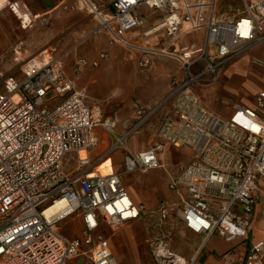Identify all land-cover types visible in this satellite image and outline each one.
Returning a JSON list of instances; mask_svg holds the SVG:
<instances>
[{"label":"built area","instance_id":"1","mask_svg":"<svg viewBox=\"0 0 264 264\" xmlns=\"http://www.w3.org/2000/svg\"><path fill=\"white\" fill-rule=\"evenodd\" d=\"M98 22L110 46L134 49L141 67L156 55L177 60L181 75L173 77L162 106L167 114L157 128L159 141L144 151L125 149L123 171L101 173L88 151L99 143L101 127L113 142L100 156L121 148L125 138L149 118L139 120L121 137H114L115 119L105 118L99 105H89L82 90L74 87L65 69V53L49 48L23 59L21 76H5L0 90V264H68L84 258L87 264H117L99 226L116 228L136 221L142 210L121 183L125 172H145L159 167L164 143L183 151L188 160L168 188L182 193L169 210L184 226L205 238L216 234L227 241L244 239L258 197L264 193V88L257 91L254 106L236 105L223 119L202 104L196 94L216 83L225 65L236 56L264 42V0H241L237 15H216V0H78ZM159 11L145 30L140 8ZM8 9L20 17L23 27L32 15L21 0H0V12ZM24 17L28 22L24 23ZM244 21L247 33L243 34ZM204 30L203 42L179 47L184 33ZM155 41L154 44L151 42ZM161 41V48L158 43ZM109 58L106 50L94 59H75L74 74L97 67ZM60 99L53 108L46 104ZM85 151L84 157L80 152ZM75 154L78 166L65 169L67 156ZM183 191V192H182ZM66 199L64 215L47 218L45 210ZM48 201L45 207L41 205ZM77 213L80 234L68 237L57 224ZM154 264H191L173 253L165 242L151 243ZM232 264V254L221 255ZM241 264H264V240L252 244Z\"/></svg>","mask_w":264,"mask_h":264},{"label":"rangeland","instance_id":"2","mask_svg":"<svg viewBox=\"0 0 264 264\" xmlns=\"http://www.w3.org/2000/svg\"><path fill=\"white\" fill-rule=\"evenodd\" d=\"M237 7H240L237 0H222L221 12L226 16H231L236 13L235 9ZM138 13L143 16V25L138 29L139 31L150 26L154 21L153 19L160 15L159 11L151 12L144 7L140 8ZM79 15V24L85 28L78 33L74 32L76 41L70 46L65 41L60 44V40L63 39L65 34L59 32L53 35L57 24L51 23V20L47 19L46 16H37L32 21L31 26L23 27L20 20L13 14L8 12L0 14V35L7 47L4 54L0 55V90L5 76L12 75L18 78L21 76L19 67L23 59L51 46L55 48V51L66 54L64 58L66 72L72 76L77 87L84 89L87 101L99 103L102 106L103 116L115 119L116 125L113 132H127L126 130L136 122L134 111L140 106L156 103L157 100L163 97V94L157 97L156 90L159 89L160 91L168 87L170 79L179 74L180 64L173 58L156 55L148 67H141L138 54L134 49L117 45L110 46L105 33L97 29V20L85 9H80ZM183 38L178 40L179 47L190 43L199 45L203 41V33L199 31L196 37L192 34V39L189 40H186V37ZM90 39H93L91 44ZM77 42L80 43L73 49L74 44ZM151 43L154 44L155 41ZM91 45L96 48L93 52H91ZM157 47L161 48V41H159ZM101 50L108 51L109 58L107 60H103L97 67L87 66L79 75L73 73L72 62L76 56L91 58ZM261 88H264V42L247 49L230 63L228 62L218 81L199 90L197 96L208 109L213 110L221 118L228 119L234 104L253 107L255 94ZM59 100L58 98L49 101L46 107L53 108ZM160 116L161 112L158 111L143 129L137 128L133 131L124 140L121 148L113 153L115 160L118 161V172L124 169L121 163L122 148L131 151L133 142H138L144 139L145 136L146 145L148 146L156 141L154 128ZM120 128L123 130H120ZM116 136L121 137L122 135ZM106 137V141L103 144L100 141L95 148L100 151L94 155L96 160L115 142V138L111 140L108 136ZM185 158L183 152L165 146L160 161L166 167L148 172H158L161 175V177L156 174L147 176L150 177L152 188L147 180L142 181V183L140 180L148 173L125 172L122 175V182L128 191L131 192L136 188H140L156 199L154 203L145 204L147 214L143 215L139 221L116 228L107 226L103 230L104 236L109 238L112 245L117 264H152V241L165 242L170 250L174 252L179 248L176 244V238L181 236V232H185L187 229L175 223L170 227V233L168 234L167 223L160 224L155 213L157 202L160 199H167L169 194L166 188V174L164 171H177L178 164L180 161H184ZM100 160L98 159L96 164ZM73 162L74 160L71 164ZM110 162L111 159L108 157L102 161L101 167L104 171L110 169ZM138 195L142 196L140 193ZM48 204L49 202L46 201L41 207L43 208ZM57 227L58 231L65 236H77L81 231V218L77 213L68 215L59 221ZM87 263L84 258L68 262V264Z\"/></svg>","mask_w":264,"mask_h":264},{"label":"crops","instance_id":"3","mask_svg":"<svg viewBox=\"0 0 264 264\" xmlns=\"http://www.w3.org/2000/svg\"><path fill=\"white\" fill-rule=\"evenodd\" d=\"M21 1H22L24 6L29 10V12L32 15H37L38 17L39 16H42V17L46 16L47 19L49 18V20H51V23H53L54 25L57 24V28L55 29V33L53 35H55V34H57L59 32H62V33L64 32V34H65L63 36V39L60 40V44L62 43V41H65L66 44L71 46L73 44V42L76 41V37L74 35V32L78 33L79 31L84 30V28H85V27L83 28V26H80V24H79V18H78L80 16L79 15V10L83 9V8L79 4L78 0H21ZM237 1L239 3L240 7L239 8L237 7L235 9L236 13L232 14L231 16L237 15V14H239V13H241L243 11V4H242L241 0H237ZM221 7H222V0H216V6H215L216 15H225L223 12H221V9H222ZM7 12L13 14L21 22L20 17L17 16L15 13L11 12L8 9H5V10L1 11L0 14H4V13H7ZM159 16H157L153 20L155 21ZM23 19H24V23L28 22V18L27 17H24ZM0 22H1V20H0ZM21 24H22V22H21ZM142 25H141V27H142ZM24 26L26 27V24ZM145 29H143V30H145ZM199 31H201L203 33V37H204V30L201 29ZM199 31L190 32V33H184L179 38V40L182 39L183 37L184 38L186 37V40L187 39L188 40L192 39V34H194L195 37H196ZM91 41H93V39L92 40L90 39V41H89L90 44H91ZM80 42H77L76 44H74L75 46H74L73 49H75L78 46V43H80ZM192 44H194V43H192ZM189 45H191V43L187 44L185 46H180V47H187ZM6 48H7L6 44L3 43V38L0 35V55L4 54V51L6 50ZM47 48H49L51 51H53L54 54H60L61 53V52L55 51V48H52L51 46H49ZM95 49L96 48H94L91 45V50H92L91 52H93V50H95ZM97 53L91 58H87L85 56H76L72 63H74L75 59H77L79 57H84V58H86L88 60L94 59L97 56ZM226 65H225V67H226ZM180 75H181V71H179V74L176 77H179ZM221 75H222V72H221ZM221 75H220V77H221ZM68 76L74 82V80L72 79V76H70V74ZM170 81H171V79H170ZM169 84H170V82H169ZM169 84H168V87H166L165 89H161L160 91H159V89L156 90V92H157L156 96L157 97H160L163 94V97L161 99L157 100L156 103L140 106V108H138V109H136L134 111V114H135L134 118L136 119L135 123H137V121L140 118L139 116H137V111L138 110L143 109L146 113L151 112V115L149 116V118H147L146 120H144L140 124V126H139L140 130L143 129L145 127V125H147V123L152 119V117L158 111L161 112L160 119L156 123L155 128H154V135H155L156 141L153 142L152 145H154L155 143H157L159 141V138L157 137V128H158V125H159L161 119L168 112V106L167 105L166 106H162L161 102L166 98V96L168 94ZM74 87L76 89L82 90L84 92V89L77 87L75 82H74ZM199 90H201V89H197L196 90V94L197 95L199 93L198 92ZM84 94H85V92H84ZM85 101L89 105H99L101 107V109H102V106L99 103L87 101L86 94H85ZM253 103H254V101H253ZM236 105H242V104H234L232 107L234 108ZM233 108L231 110H233ZM133 125H131L129 127V129H131L133 127ZM124 126H127V125H124ZM120 130H123V129L120 128ZM128 130H126V131H128ZM96 132H97V134L99 136V139H100L99 142L101 141V144H103L106 141V139H107L106 134L104 133V131H103V129L101 127L96 128ZM125 133L126 132H124V131H122V133L120 131L119 132L115 131V132H113V136L123 135ZM116 137H118V136H116ZM127 138H125V140ZM152 145H149V146L146 145V136H145L144 139H142V140H140L138 142L137 141L133 142V144L131 146V149L133 150V152H139V151H144V150L148 149ZM165 146H168V147H171V148L173 147L171 144L166 143V142L164 143V147ZM95 148L96 147H94V148H92V149H90L88 151V157L92 161L94 159L96 160L94 155H96L97 153L100 152L98 150V148L97 149H95ZM173 148H175V147H173ZM175 149L181 151L178 148H175ZM181 152H183V151H181ZM121 153H122L121 154V163H123V155L125 154V149L122 148V152ZM107 157L109 159H111V162L109 163V168L112 171H114V172H118V169H117L118 161L115 160V158L113 156V153L110 154L109 156H106V157H102V158L99 157V159H101L99 161V162H101L100 165H99V168L101 169V172L103 173V172H108L109 171V170L108 171H104L102 169V167H101L102 161L104 159H106ZM185 157H186L185 160L182 161V162L180 161L179 164L187 162L188 158H187L186 154H185ZM67 158H68V160H66V162H65V169H66L67 172H71L72 170L77 168L78 161H77V159L75 157V154H70V155L67 156ZM157 158H158V163H159V167L157 169L165 168L166 166L163 164V162L160 161V159L162 158V152L158 153ZM73 160H74V162H73V164H71V162ZM179 164H178V166H179ZM178 166H177V171H174V172L173 171H171V172L170 171H164L165 174H166V177H165L166 188L169 191V194H168L167 199H165V200L160 199L157 202V205H156L157 209H156L155 216L157 217V220L159 221L160 224L167 223V232H168V234L170 233L169 232L170 227L173 224H175V223H178L182 227L186 228L184 226V224L182 223V221H180V219L176 216V213H175V210H174L182 202V198H181V196H182L181 194L182 193H178V192L170 190L168 188L169 182L178 175ZM152 170H155V169H152ZM149 171H151V170H148V171H145V172H140V173H148ZM132 173H134V172H132ZM152 174H156V175L161 177V175L158 174V172H155V173L151 172V173H148L147 175H145L143 178L140 179L141 183H142V181H144V180L146 181L147 180L148 184L152 188L153 186L151 184L150 177H147V176L152 175ZM122 175H124V173ZM122 175H121V183L123 184ZM123 186L127 190V192L129 194V196L131 197L132 201L136 205H141L142 206V210L140 212V216L136 220V221H139L142 218L143 215L145 216L147 214V210H146L145 204L154 203L156 198L153 195H148V193H145L140 188H136V189H134V190H132L130 192V191H128V189L126 188V186L124 184H123ZM138 193H140V195H142V196L140 197L138 195ZM162 207H166L168 209L174 208L173 210H169V213H168L166 219H164V220H162L160 218V210H161ZM136 221H134V222H136ZM106 227H107V225L101 224L99 226V230L98 231L101 234H103V230ZM81 228H82V221H81ZM103 236H104V234H103ZM104 237L108 240V242L110 244L109 238H107L106 236H104ZM260 240H264V193H262L258 197V199L255 201V204H254V207H253L252 219L250 221V224H249L248 229H247V234H246V237L244 239H236V240H232V241H227L224 238H222L221 236L216 235V234L210 235L208 238H205L204 236H202L200 234H197V233H194L193 231L187 229V231L181 232V236L176 238V244H177V246L179 248H177L176 252H174V251H172V252L175 253L176 255L180 256L181 258L185 259L187 262H189L191 264H224L223 260L221 259V255L224 254V253L229 252V253L232 254V264H241L243 259H244V257H245V255H246V253L249 251L250 246L252 244L260 241ZM110 246L112 248L111 244H110ZM112 251H113V248H112ZM113 254H114V251H113ZM114 256H115V254H114ZM152 264H154L153 256H152Z\"/></svg>","mask_w":264,"mask_h":264},{"label":"bare ground","instance_id":"4","mask_svg":"<svg viewBox=\"0 0 264 264\" xmlns=\"http://www.w3.org/2000/svg\"><path fill=\"white\" fill-rule=\"evenodd\" d=\"M243 27L241 26L242 28V32L243 34H246L247 33V22L244 21L243 23ZM86 155L85 151H81L80 152V156L81 157H84ZM101 162H99L95 167L96 169L95 170H98L101 172V169L99 168V165H100ZM102 173V172H101ZM68 210V202L66 199L62 198V199H58L56 200V202L51 205L50 207H48L44 214L47 218H50L52 215H55V214H59V215H64L66 213V211Z\"/></svg>","mask_w":264,"mask_h":264}]
</instances>
